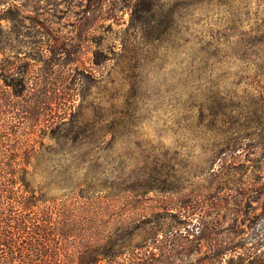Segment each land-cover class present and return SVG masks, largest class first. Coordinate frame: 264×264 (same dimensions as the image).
<instances>
[{
    "label": "rangeland",
    "instance_id": "374dc122",
    "mask_svg": "<svg viewBox=\"0 0 264 264\" xmlns=\"http://www.w3.org/2000/svg\"><path fill=\"white\" fill-rule=\"evenodd\" d=\"M138 1L0 0V163L34 164L52 196L61 181H160L79 214L98 234L124 217L148 264H264V76L233 56L264 0H236L235 19L218 0H170L180 23L162 44L133 27Z\"/></svg>",
    "mask_w": 264,
    "mask_h": 264
},
{
    "label": "trees",
    "instance_id": "16d2710c",
    "mask_svg": "<svg viewBox=\"0 0 264 264\" xmlns=\"http://www.w3.org/2000/svg\"><path fill=\"white\" fill-rule=\"evenodd\" d=\"M187 1L190 5L195 2ZM160 3V0H139L134 9L139 22L133 27L143 34V38L148 37L152 44L170 41L180 23L179 12L177 8H171V1L165 0L163 5ZM218 4L233 17L232 19L240 16L238 14L241 11L236 8V0H218ZM232 19L226 27L234 33L241 24ZM243 37L240 39L243 49L233 52V56L248 67L252 64L249 68L256 69V76H264V18ZM11 97L19 99L22 95L14 91ZM212 108L202 109L201 116L207 118L204 112ZM261 113L260 120L264 119L263 108ZM212 115L216 125L219 114L212 110ZM59 134L55 130L51 131L52 137ZM68 136L69 134H66L63 137ZM53 153L62 154L65 149H55ZM36 174V166L28 162L19 163L17 166L0 163V264H66L60 256L67 252L71 243L75 244L77 249L74 260L69 264H148L144 260L149 255L145 246H133L138 228L128 223L124 217L115 228H111L112 230L106 226L98 234L99 226L83 228L79 214L81 209L85 210L86 214H91L93 209L94 213V210L102 205V198L117 199L127 194L144 196L153 191H161L160 181L139 178L133 182L125 180L112 186H101L93 179L88 181L86 178L76 182L74 186H68L61 181L59 188L63 193L52 196L43 192V188L35 190ZM51 184L54 182L49 183ZM86 184L88 192L83 189ZM17 185H21L24 191L14 190ZM106 190L112 192L101 197V193ZM162 191L173 192L175 188L165 187ZM96 222L95 217L92 224L95 225ZM89 232L93 235H89ZM190 233L188 230L184 234L185 237L192 236ZM219 251L226 254L225 250ZM229 253L240 256V260L246 256L242 254L240 244L234 245ZM251 257L253 256H249Z\"/></svg>",
    "mask_w": 264,
    "mask_h": 264
}]
</instances>
